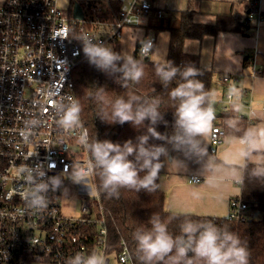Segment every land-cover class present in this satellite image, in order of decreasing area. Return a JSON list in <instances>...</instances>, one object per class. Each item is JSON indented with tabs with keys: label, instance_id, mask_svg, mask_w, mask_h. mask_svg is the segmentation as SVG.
Returning <instances> with one entry per match:
<instances>
[{
	"label": "built area",
	"instance_id": "built-area-1",
	"mask_svg": "<svg viewBox=\"0 0 264 264\" xmlns=\"http://www.w3.org/2000/svg\"><path fill=\"white\" fill-rule=\"evenodd\" d=\"M106 2H83L82 20L71 14L66 17L56 0H5L0 5V264H66L77 253L94 251L105 257L106 264L112 260L132 264L123 242L119 251L108 242L95 172L78 184L80 191L92 187V197L84 195L76 216L62 213L60 203L62 190L73 183L62 172L67 167L70 174L75 165L87 169L90 158L78 142L84 132L89 137L81 114L82 127L64 130L57 124L58 112L53 106L77 101L73 72L86 59L82 37L113 48L119 44L122 28L146 27L138 51L142 61L151 53L141 57L144 40L155 41L148 28L153 10L149 0H133L128 8L119 9L114 20L106 12ZM255 2L244 18L246 27L264 18ZM156 16L162 17V12L157 10ZM222 81L229 78L224 76ZM233 104L246 107L239 97L228 94L219 101L221 111ZM224 137V130L213 126L211 146L221 144ZM37 164L44 166L45 178L64 177L62 188L48 193V207L41 212L26 208L20 193L27 185L18 174L21 166ZM193 179L197 176H189L187 182L194 184ZM244 209V204L231 199L226 218L245 220Z\"/></svg>",
	"mask_w": 264,
	"mask_h": 264
},
{
	"label": "clouds",
	"instance_id": "clouds-1",
	"mask_svg": "<svg viewBox=\"0 0 264 264\" xmlns=\"http://www.w3.org/2000/svg\"><path fill=\"white\" fill-rule=\"evenodd\" d=\"M144 41L141 57L149 54L154 46L151 40ZM82 51L87 62L101 72L109 76L119 73L116 83L121 84V87H128L129 82L139 83L144 76L142 59L113 51L110 46L96 42L91 37H82ZM154 72L164 88L177 81L168 92L174 107L172 133L169 135L156 130V125L160 122L167 125L159 110L160 99L142 100L137 95H130L127 99L117 98L111 102L110 112L101 109L100 119L109 124L130 123L135 128H140L148 121L146 133L137 136L135 142L129 139L122 144L109 140L90 141L87 133H82L78 142L89 152L88 168L75 165L69 174L66 167L62 173L68 174V179L83 184L85 178L95 172L100 180V189L109 198H119L122 188L136 193L143 190L150 194L160 188L158 179L165 161L175 162L179 168L186 170L183 161L170 157L166 146L170 145L172 151L181 153L185 159L203 165L197 179H193L194 184L200 181L202 175L207 174L208 186L217 187V177L226 165L218 166L205 146L216 118L214 93L205 90L204 83L197 79L203 73L192 64L174 66L172 61L163 58L154 65ZM240 95L241 91L235 87L228 91L230 98ZM101 102H104L102 95ZM53 106L58 112L57 124L62 129L82 127L81 106L77 101L59 108L56 103ZM241 107L233 104V112L240 113ZM240 122V118L233 117L227 121V127L234 133H241ZM150 139L162 143L149 144ZM235 139L239 144L241 166L246 167L248 162L253 165L249 178L264 181V127H250L236 135ZM18 174L27 185L20 193L26 208L37 212L48 207V193L61 189L64 179L62 175L45 178L46 172L42 164L34 167L21 166ZM233 179L239 183L244 182V174L239 168ZM193 197L200 198L196 192ZM148 223L149 228L132 234L139 264H249L247 247L239 235L226 227L189 219L180 225L181 235L173 237L159 215L152 214ZM66 264H106V259L95 251L90 254L77 253L69 257Z\"/></svg>",
	"mask_w": 264,
	"mask_h": 264
},
{
	"label": "trees",
	"instance_id": "trees-1",
	"mask_svg": "<svg viewBox=\"0 0 264 264\" xmlns=\"http://www.w3.org/2000/svg\"><path fill=\"white\" fill-rule=\"evenodd\" d=\"M149 1L152 3V0ZM254 1L240 0V3L244 4L246 11L244 18L248 11L252 9ZM104 5L110 18L112 20L116 19L121 5L120 0H107ZM151 13L152 16L148 28H151L154 34L167 33L168 46L165 59L172 61L174 66L179 67L192 64L200 69L199 55L184 51V43L187 39L200 40L204 36H216L222 32L247 36L254 32L256 28V26L251 25L246 27L244 18H240L235 13L217 14L211 24L195 22V12L190 10L179 12L175 18L165 16L158 18L155 8ZM139 47L140 45L137 44L133 52V57L136 59H138ZM112 49L118 52V45ZM249 58H244L245 62ZM142 63L144 65L143 78L139 83L129 82L126 88L116 83L119 73L109 76L90 65L87 62V58L75 68L73 72L75 95L77 102L81 106L80 114L89 132L90 141L95 139L109 140L113 143L122 144L129 139L135 142L137 136L146 133L148 121H145L140 128H135L130 123L123 125L109 124L99 117L102 108L104 111L110 112L111 102L120 97L127 99L130 95H137L142 100L150 98L160 99L159 110L163 113V120L167 121V125L164 122H160L156 125V130L165 134L173 131L174 107L173 102L168 97V92L175 86L177 81H173L168 88H164L154 72V65L158 62L151 61L148 57ZM201 72L203 74L198 76L197 79L204 83L206 91L214 92L216 84L214 83L213 74L210 71L201 70ZM224 76H227L229 81L236 80L234 76ZM224 76L220 77L221 81ZM223 83L226 84L227 82ZM226 94L228 92L224 96ZM101 95L103 103L101 102ZM219 111V113L215 114L216 118L213 126L223 129L225 136L235 137L247 129V121L244 116L230 114L229 110L221 111L220 109ZM233 117L240 118L241 133H234L227 127V121ZM161 143L162 141L159 140H149V144ZM252 166L248 162L247 166L243 167L244 182L239 184L240 193L237 197L231 198L245 205V209L241 210L245 220L238 221L229 220L226 216L210 217L168 212L164 208V194L160 189L149 194L143 190L136 193L135 191L122 188L120 189L119 198H109L100 189V180L95 174L96 191L105 214L104 220L107 225L109 244L119 251L121 242H123L129 250L132 264H139L136 259L132 234L137 230L149 228V218L152 214H157L167 224L168 231L173 237L181 235L180 225L189 219L200 222H212L217 226L226 227L239 235L242 243L247 247L249 264H264V181L249 178Z\"/></svg>",
	"mask_w": 264,
	"mask_h": 264
},
{
	"label": "crops",
	"instance_id": "crops-1",
	"mask_svg": "<svg viewBox=\"0 0 264 264\" xmlns=\"http://www.w3.org/2000/svg\"><path fill=\"white\" fill-rule=\"evenodd\" d=\"M4 1L0 0V5ZM69 1L70 6L67 12L71 14L72 0ZM75 1L82 4L89 0ZM132 1L120 0V9L128 8ZM152 6L156 11L160 10L162 16L170 18L177 17L181 11H194V21L205 24L213 23L217 14L235 13L243 19L246 13L244 4L240 3V0H152ZM254 6L264 11V0H256ZM252 26H256L255 31L247 36L222 32L216 36H204L200 40L187 39L184 43L186 53L199 55L200 69L213 74L216 84L213 92L215 114L220 112L219 101L230 88L235 87L241 91L242 95L238 97L246 104V107L241 108L240 113H235L232 109L233 105H230L229 111L230 114L244 116L247 129L264 127V18L257 25L255 23ZM145 31L146 27L122 28L118 52L133 56L136 45H140L143 41ZM162 33L166 32L155 34L151 52L155 50L158 37ZM165 57L166 55L163 58ZM248 57L250 58L245 62L244 58ZM161 61L162 59H157L154 62ZM224 75L234 76L236 80L224 84L220 79ZM166 146L169 148L170 157L183 161L186 170L179 168L175 162L165 161L158 179L159 189L164 194L165 210L177 214L225 217L231 198L237 197L240 193V183L233 179L236 169L239 168L243 172L239 157V144L235 137L225 136L221 144L215 147L210 144V135L206 141L205 146L209 156L215 159L218 166L226 165L217 177L215 188L208 186L207 174L201 176L200 183L189 184L187 178L189 176L198 177L203 165L195 163L194 160L185 159L181 153L172 151L170 145ZM256 158L258 159L259 156ZM211 163L209 159V166ZM194 192L199 194V199L193 197Z\"/></svg>",
	"mask_w": 264,
	"mask_h": 264
},
{
	"label": "rangeland",
	"instance_id": "rangeland-1",
	"mask_svg": "<svg viewBox=\"0 0 264 264\" xmlns=\"http://www.w3.org/2000/svg\"><path fill=\"white\" fill-rule=\"evenodd\" d=\"M57 7L63 11L66 17H69L68 7L70 6L69 0H56ZM167 51V34L162 33L158 37L155 50L150 53L149 59L156 61L157 59H163ZM68 188L63 189L61 192V212L68 216H76L80 211L81 203H83V197L89 194L92 197V187L90 191H80L77 183H69ZM82 200V201H81ZM111 264H119L117 261L112 260Z\"/></svg>",
	"mask_w": 264,
	"mask_h": 264
},
{
	"label": "water",
	"instance_id": "water-1",
	"mask_svg": "<svg viewBox=\"0 0 264 264\" xmlns=\"http://www.w3.org/2000/svg\"><path fill=\"white\" fill-rule=\"evenodd\" d=\"M71 15L74 19L82 20L83 19V9L81 4L75 0H72L71 5Z\"/></svg>",
	"mask_w": 264,
	"mask_h": 264
},
{
	"label": "bare ground",
	"instance_id": "bare-ground-1",
	"mask_svg": "<svg viewBox=\"0 0 264 264\" xmlns=\"http://www.w3.org/2000/svg\"><path fill=\"white\" fill-rule=\"evenodd\" d=\"M245 28V27H244ZM247 29V28H246Z\"/></svg>",
	"mask_w": 264,
	"mask_h": 264
}]
</instances>
